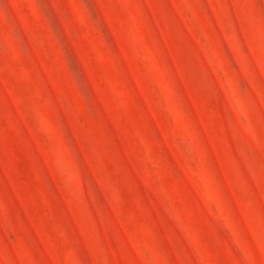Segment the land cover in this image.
<instances>
[{
	"label": "rangeland",
	"instance_id": "374dc122",
	"mask_svg": "<svg viewBox=\"0 0 264 264\" xmlns=\"http://www.w3.org/2000/svg\"><path fill=\"white\" fill-rule=\"evenodd\" d=\"M0 264H264V0H0Z\"/></svg>",
	"mask_w": 264,
	"mask_h": 264
}]
</instances>
